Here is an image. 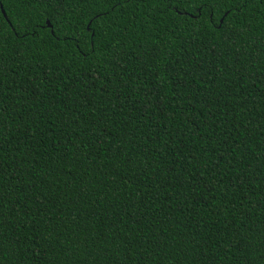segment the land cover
Listing matches in <instances>:
<instances>
[{
    "label": "trees",
    "instance_id": "trees-1",
    "mask_svg": "<svg viewBox=\"0 0 264 264\" xmlns=\"http://www.w3.org/2000/svg\"><path fill=\"white\" fill-rule=\"evenodd\" d=\"M18 9L14 0H0V27L14 37L8 40L0 68V99L8 107V112L0 113V124L9 148L20 146L0 161L6 181L0 264H264V122L258 112L247 109L243 113L233 109L229 115L222 108L228 101H217L214 95L209 97L212 115L208 117L200 115L208 107L196 104L195 98L191 108L184 107L183 100L179 101L180 107L173 108L178 103L170 99L175 76L159 87L157 95L158 82L152 69L159 61L145 67L137 59L136 53L143 50L136 41L149 47L156 35L164 34L166 38L173 29L178 31L171 10L158 13L141 4L134 11L129 6L116 21L122 24L126 18L132 32L128 48L116 56L117 62L82 65L90 67L95 79L75 88L73 100L68 101L72 113L53 125L49 117L55 120L59 112L53 94L61 101L59 107H64V93L59 92L64 83L59 73L65 64H80L83 52L71 41L49 36L46 48L54 56H32L27 49L37 45L39 38L34 40L28 30L36 17L29 18ZM217 16L225 24L231 19L220 17L219 12ZM39 18L43 19L42 11ZM185 19L191 21L186 24L191 33L197 22L191 15ZM243 23L249 25L248 31L235 33L233 48H239L244 63L255 69L264 61V6H250ZM50 32L45 27L40 35ZM174 39L176 46L165 59L184 56L182 40L197 51L185 36ZM208 39L201 34V41ZM16 41L23 45V56L16 55L15 49L20 46ZM57 43L59 48L55 47ZM108 47L111 52L113 45ZM197 47L198 55L206 53L200 44ZM37 59L39 68L35 67ZM230 59L226 57L220 63L222 80L234 74L227 66ZM53 72L56 79H51ZM215 75L208 73L206 79L212 80ZM41 79H45L44 84ZM246 87L253 96L258 95L251 82ZM181 91L191 95L197 88ZM94 115L100 119L93 120ZM65 119L77 122L69 128L63 123ZM214 121L218 126H213ZM30 126L44 130L43 144L27 138ZM146 132L154 138L147 145ZM208 132L216 138L215 147L231 160V165L221 161L223 182L215 192L207 190L215 181H199L193 186L183 179L187 160L200 154L205 147L200 137H207ZM58 140L60 146L54 151L52 145ZM32 143L35 148L24 147ZM113 147L116 152L111 150ZM231 148L236 151L229 156ZM37 150L41 153L38 163L34 156ZM170 163H175L180 182L167 172ZM194 163L199 180L204 167L202 161ZM129 178L134 183H129ZM221 197L227 208L220 202ZM193 236L199 251L193 247Z\"/></svg>",
    "mask_w": 264,
    "mask_h": 264
},
{
    "label": "snow or ice",
    "instance_id": "snow-or-ice-1",
    "mask_svg": "<svg viewBox=\"0 0 264 264\" xmlns=\"http://www.w3.org/2000/svg\"><path fill=\"white\" fill-rule=\"evenodd\" d=\"M14 2L19 5L18 10L28 15L29 18L36 17V23L32 29L28 30L34 40L39 38L37 45L27 49V52L32 56H54L46 48L49 36L55 37L57 41L62 39L71 41L72 44L83 52V59L80 61V64L74 66L65 64L63 71L59 73V79L64 83V86L59 89V92L64 93V97H62L64 107H59L61 101H57L53 94L52 100L54 106L59 109L55 120L49 117L53 125H56V122L60 121L61 117L72 113V108L68 101L73 100L72 93L75 88L82 87L89 80L95 79V76L90 71V67L117 62L116 56L122 50L128 48L127 39L132 36V32L129 31L126 18H124L122 24L116 21L122 17V14L129 6H132L135 11L141 4L147 5L158 13L167 14L171 10L170 14L173 21L178 25V31L173 29L171 34L166 38L164 34L156 35L153 38L154 42L149 47H145L140 41H136L137 45L143 50L142 53H136L137 59L143 62L145 67H148L150 62L155 63L159 61L158 65L152 69V76L158 82L157 95H159V87L175 76L177 79H175L172 85L173 92L170 99L178 101V103L174 104L173 108L180 107V100L186 102L184 107L191 108L193 98H195L196 104L202 108L208 107L209 97L214 95L217 101H228V103L222 105V108L227 110L229 115H232L233 109L238 113H243L247 109L250 112H258L261 121L264 122V89L261 88V85H264V61H261L260 67L251 69L248 64L244 63L241 50L233 48L235 33L237 31H248L249 25L243 23V18L250 6H264V0H14ZM41 11L43 12V19L39 18ZM217 12H219L220 17H230L231 19L225 24L224 19L217 16ZM189 15L197 22L191 33L186 28V24L191 23V21L185 19ZM109 20L112 21V24L107 23ZM19 22L18 20L17 23ZM113 24L115 25L114 27ZM45 27L50 28L51 32L41 36V30ZM65 28L70 29V31H63ZM58 29L60 30L59 34L57 32ZM17 33L19 34V30H17ZM201 34L209 39L201 41ZM144 35L150 36V33L145 32ZM180 35L185 36L188 43L193 48H196L197 51L193 52L192 48L187 47L182 40L180 44L184 56L171 61L165 59V55H171L172 48L176 46L174 38ZM116 37L119 38L116 39ZM9 39H14V37H10L3 30V27H0V68H2L4 56L7 53ZM22 40L23 36H21ZM21 41H16V44L20 45L15 49L17 56L25 54ZM198 44L207 50L206 53L198 55ZM109 45H113L111 52L108 47ZM55 47L59 48V43ZM133 51L135 50L133 49ZM261 52L264 53V48L261 49ZM157 53H159V56H157ZM145 56L149 57L148 61L144 60ZM226 57H231L227 62V66L233 69L234 74L229 80H222V77L219 75V73L223 72V69L220 68V63ZM94 61L95 65L93 64ZM39 64L40 61L37 59L35 67L39 68ZM85 64L90 67H82ZM74 68L76 69L75 71ZM65 73L67 74L65 75ZM208 73H216V75L212 80H208L206 79ZM25 75H27V72H25ZM46 78H48L47 72H45ZM56 78V73L53 72L51 79ZM45 79H41L40 83L44 84ZM249 82L255 85V91L258 95L253 96L249 88L246 87ZM2 86L3 76L0 73V87ZM192 86L197 88V92L189 95V92L181 91L184 88L190 89ZM217 88L220 90L217 91ZM40 91L43 92V89ZM4 94L6 95L7 93ZM84 99H87L86 95ZM6 112H8V107L0 99V113ZM160 114H162V111ZM200 115L205 117L211 116V107H208L207 112H201ZM31 119L32 123L35 124V117ZM97 119L100 118L94 115L93 120ZM218 119L219 117H217ZM235 119H239V116H235ZM74 122L77 121H70L68 119L63 121L69 128L71 127V123ZM213 126H218L215 121L213 122ZM156 127L163 130V126L160 124H157ZM233 127H236L235 123H233ZM49 130L51 131L52 129L50 128ZM199 131L200 129L197 128V132ZM28 132L31 133L30 136H27L29 140H39L43 144V129H36L30 126ZM20 135L25 136L27 134L21 133ZM240 136L242 137L243 133H240ZM239 138L237 137L236 139ZM200 139L205 142V147L200 150L199 155H193L187 160L189 166L184 170L185 176L183 179H186L193 186L199 181H215V183H210L207 189L215 192L216 188L223 182L222 173L224 168L221 161L227 160V163L231 165V160L215 147L216 138L212 135V132H208L207 137L201 136ZM220 139L226 140V137L221 136ZM149 140L154 141V138L150 132H146L144 144L147 145ZM59 146L60 141L58 140L52 145V148L55 151ZM19 147V145H13V148L10 149L7 143L4 142V129L2 124H0V161H3L5 156L12 155L13 149L19 150ZM24 147L35 148V143L24 145ZM64 147L66 148L67 146L65 145ZM111 150L116 152L117 148L113 147ZM235 151V148H231L229 156L235 153ZM213 153L216 154L215 159H212ZM34 156L38 163L41 156L39 150L34 153ZM13 159H15L14 156ZM194 161H202V166L204 167V170L199 172V180H197L196 172L194 171L197 169V164ZM178 162L176 161L175 163ZM175 163L169 164L167 172L172 174L174 181L180 182L181 177L176 172ZM207 165H211V167L209 168ZM237 179H240V177H237ZM128 182L134 183L132 178H129ZM4 183L6 181L4 180L3 170L0 169V222L3 219ZM181 187H184L183 183H181ZM216 198V196H213V199ZM220 202L227 208V203L222 197ZM17 208H19V205H17ZM136 223H139L138 219ZM24 235H27V233L25 232ZM192 240L194 242L193 247L196 251H199V248L195 247V236L192 237ZM33 247L35 246L33 245ZM225 248H227V245H225ZM35 255L39 256V253L36 252Z\"/></svg>",
    "mask_w": 264,
    "mask_h": 264
},
{
    "label": "water",
    "instance_id": "water-1",
    "mask_svg": "<svg viewBox=\"0 0 264 264\" xmlns=\"http://www.w3.org/2000/svg\"><path fill=\"white\" fill-rule=\"evenodd\" d=\"M1 11H2V13H3V15L5 16V12H4V10L1 8ZM222 19V18H221Z\"/></svg>",
    "mask_w": 264,
    "mask_h": 264
}]
</instances>
